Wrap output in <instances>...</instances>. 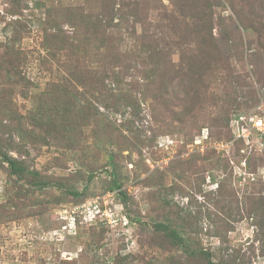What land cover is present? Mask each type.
<instances>
[{
  "label": "rangeland",
  "instance_id": "374dc122",
  "mask_svg": "<svg viewBox=\"0 0 264 264\" xmlns=\"http://www.w3.org/2000/svg\"><path fill=\"white\" fill-rule=\"evenodd\" d=\"M233 1H245L250 28L237 21L240 26L230 42H220L223 60L207 78L204 103L186 97L189 81L185 80L178 85L177 90L183 91L179 97L170 96L165 103L162 97L144 99L136 92V109L113 112L99 104L132 142L122 137L119 144H101V149L91 143L88 153L101 167L91 178L83 168L86 177L76 187L90 194L80 202L53 200L35 214L0 223V264H62L65 259L70 261L67 264H116L117 256H128V263L122 264H202L200 257L187 255L179 246L173 251L157 247L162 234L156 223L167 212L187 232L191 245L204 248L212 260L264 264L262 233L247 211L251 202L264 204V32L260 36L258 31L264 30V0ZM248 1H255L258 15L249 14ZM4 6L0 1V10ZM224 14L235 15L231 9ZM214 32L220 36L218 27ZM23 45L36 47L37 34L26 37ZM172 57L179 60V54ZM24 71L37 86L26 97H17L22 111L37 105L52 78L33 56ZM228 108L234 109L230 115ZM26 150L29 154L24 157L32 167L46 173L68 176L79 168L76 154L55 143L29 144ZM207 150L216 151L214 159L197 158ZM111 151L116 154L124 193L107 188L112 167L105 161ZM7 177L5 171L0 173V190ZM221 182L226 185L225 201L218 195ZM82 204L86 206L77 217L76 231L63 232L67 212ZM99 207L104 216L97 213Z\"/></svg>",
  "mask_w": 264,
  "mask_h": 264
},
{
  "label": "trees",
  "instance_id": "16d2710c",
  "mask_svg": "<svg viewBox=\"0 0 264 264\" xmlns=\"http://www.w3.org/2000/svg\"><path fill=\"white\" fill-rule=\"evenodd\" d=\"M0 1L5 4L0 10L4 37L0 40V173L5 171L8 176L0 190V223L35 214L53 200L80 202L90 194L76 187V182L86 177L83 168L91 178L101 167L87 149L119 144L122 137L132 142L99 104L113 112L136 109V92L144 99L162 97L165 103L170 96L179 97L183 91L177 90L178 85L185 80L189 81L186 97L192 95L194 103L203 102L207 78L223 60L220 42H230L239 29L237 21L244 29L250 28L242 5L245 1ZM248 2L249 14L258 15L255 1ZM227 9L235 15H225ZM217 27L219 37L214 32ZM258 31L262 36L263 28ZM33 33L37 34V46L27 49L23 40ZM174 54H179L176 62ZM31 56L52 78L46 81L37 105L22 111L17 97H26L28 90L37 86L24 71ZM226 111L230 115L234 109ZM217 118L213 119L215 125ZM54 143L76 154L77 171L68 176L46 173L24 157L29 154V144ZM215 153L207 150L197 158L214 159ZM216 157L219 164L221 159ZM106 164L112 167L107 188L124 193L114 151L108 154ZM225 188L221 182L220 201L227 199ZM48 194L51 197L46 200ZM247 211L261 230L264 248V204L251 202ZM156 231L162 234L158 248L173 251L179 246L187 255L200 257L202 264H234L223 257L212 260L204 248H194L170 212L156 223ZM115 261L128 263V256H117ZM68 262L65 259L62 264Z\"/></svg>",
  "mask_w": 264,
  "mask_h": 264
},
{
  "label": "built area",
  "instance_id": "2783aa9c",
  "mask_svg": "<svg viewBox=\"0 0 264 264\" xmlns=\"http://www.w3.org/2000/svg\"><path fill=\"white\" fill-rule=\"evenodd\" d=\"M89 204H92L91 202H89ZM86 204H82V205H75L73 207H71V209L67 212V215L64 217V220H66V222L62 225L63 227V232H69L70 230L75 232L76 231V227H77V217L79 214H81L80 212L83 211V207H85ZM102 209V208H101ZM99 207V211H97V213H100L101 216H104V213ZM66 210H64L65 212ZM106 215V214H105ZM96 216V215H94ZM107 216V215H106ZM105 218V217H104ZM82 221V220H81Z\"/></svg>",
  "mask_w": 264,
  "mask_h": 264
}]
</instances>
